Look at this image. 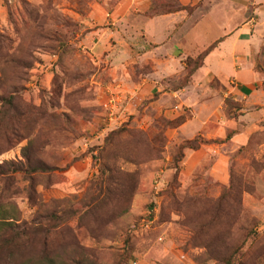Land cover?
Instances as JSON below:
<instances>
[{
	"label": "rangeland",
	"instance_id": "rangeland-1",
	"mask_svg": "<svg viewBox=\"0 0 264 264\" xmlns=\"http://www.w3.org/2000/svg\"><path fill=\"white\" fill-rule=\"evenodd\" d=\"M115 3L0 0V97H14L0 121V264H264V122L246 146L222 147L223 164L203 149L187 168L186 150L222 141L176 136L188 111L169 120L157 93L135 94L157 66L149 15L124 28L104 12ZM26 146L47 169L27 171ZM110 175L136 188L95 235L84 213Z\"/></svg>",
	"mask_w": 264,
	"mask_h": 264
},
{
	"label": "crops",
	"instance_id": "crops-1",
	"mask_svg": "<svg viewBox=\"0 0 264 264\" xmlns=\"http://www.w3.org/2000/svg\"><path fill=\"white\" fill-rule=\"evenodd\" d=\"M114 1L115 6L104 12L127 29L132 28L126 25L129 18L145 17L152 5L190 8L144 18L140 28L154 45L150 54L157 66L150 80L141 79L134 86L135 94L146 88L157 93L152 106L169 120L188 111L190 117L173 129L176 136L222 141L186 150L187 168L199 164L203 149L217 154L216 165L223 164L222 147L246 146L264 122V0ZM211 46L185 86L174 91L163 87V78L186 70L187 57L194 58Z\"/></svg>",
	"mask_w": 264,
	"mask_h": 264
},
{
	"label": "trees",
	"instance_id": "trees-1",
	"mask_svg": "<svg viewBox=\"0 0 264 264\" xmlns=\"http://www.w3.org/2000/svg\"><path fill=\"white\" fill-rule=\"evenodd\" d=\"M181 9H187L188 11L190 10L189 7L185 8V7H181V6H171L168 7L166 5H152L149 9V11L146 13L149 15V17L152 16H156V15H160V14H164V13H169V12H174L177 10H181ZM213 46V45H212ZM212 46L210 48H208L207 50H205L204 52L200 53L199 55H197L194 58H190L187 57L184 60L185 63V68H186V74L184 76V80H183V85H185L191 74L202 65L203 59L205 57V55L210 51V49L212 48ZM14 102V97L13 95H10L9 97H0V121L4 119L5 117V109L9 108L13 105ZM173 122V121H171ZM182 122H180L179 124H181ZM178 124V125H179ZM14 133H16V131L14 130ZM185 147H189L191 149H196L198 148V145H184L182 146V148ZM1 152V151H0ZM33 157V153L31 150V146H26L22 149V158L25 161L26 167H27V171H29V173H34L36 171H40L42 172L43 170L47 169V168H43V164L42 163H38L32 160ZM41 164V165H40ZM37 165V166H36ZM1 168V166H0ZM106 168H104V170L101 171V173H105ZM130 178V177H129ZM132 179V178H131ZM105 182L102 183L103 186H107L105 188L106 194L105 196L99 198V197H95L93 198L92 203H90V206H88V208L86 209L84 214H91V216H89V218L91 217L92 219V226L90 228H92V233L97 235V232L99 230V226L105 227L107 225H109L114 219L120 217L122 214L126 213L127 211V206L131 200L133 191L136 188V183L135 180L134 182H132L131 180H128V178H125L124 180H122L120 183L118 182V180H116L113 175H110L108 177H106L104 179ZM110 186V187H109ZM105 202L111 203V205H115L116 208H118V211L115 212L114 214H110L109 216H104V217H97L96 216V212L97 209L102 206L105 205Z\"/></svg>",
	"mask_w": 264,
	"mask_h": 264
}]
</instances>
